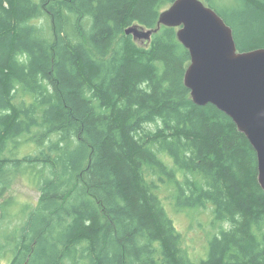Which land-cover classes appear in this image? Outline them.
<instances>
[{"label": "trees", "instance_id": "1", "mask_svg": "<svg viewBox=\"0 0 264 264\" xmlns=\"http://www.w3.org/2000/svg\"><path fill=\"white\" fill-rule=\"evenodd\" d=\"M174 1L0 0V198L22 177L41 193L0 226V260L264 264L255 148L193 101L178 28L126 33L156 28ZM203 1L239 51L264 47V0ZM209 208L219 229L197 262L170 209Z\"/></svg>", "mask_w": 264, "mask_h": 264}, {"label": "water", "instance_id": "2", "mask_svg": "<svg viewBox=\"0 0 264 264\" xmlns=\"http://www.w3.org/2000/svg\"><path fill=\"white\" fill-rule=\"evenodd\" d=\"M163 25L178 28V39L190 52L184 83L193 101L215 105L247 136L264 189V47L239 51L233 28L203 0H175L161 12L156 28L135 24L126 33L150 42Z\"/></svg>", "mask_w": 264, "mask_h": 264}, {"label": "rangeland", "instance_id": "3", "mask_svg": "<svg viewBox=\"0 0 264 264\" xmlns=\"http://www.w3.org/2000/svg\"><path fill=\"white\" fill-rule=\"evenodd\" d=\"M37 1L39 2V0ZM33 148L27 145L22 152L24 154L33 152ZM40 195L41 193L38 189L29 183L27 178L22 177L17 179L11 189L0 198L2 214L5 212L6 215L1 216L0 226L13 228L17 222L19 223L22 220L20 216H17L23 210L21 207L28 204L36 205L40 199ZM2 205H4L3 208ZM170 212L175 219L178 230L183 233V246L188 249L192 258L196 261L206 258L208 241L219 229V225L215 227L212 223V210L209 208L175 212L170 209ZM0 264H8V261L0 260Z\"/></svg>", "mask_w": 264, "mask_h": 264}, {"label": "bare ground", "instance_id": "4", "mask_svg": "<svg viewBox=\"0 0 264 264\" xmlns=\"http://www.w3.org/2000/svg\"><path fill=\"white\" fill-rule=\"evenodd\" d=\"M87 165V164H86Z\"/></svg>", "mask_w": 264, "mask_h": 264}]
</instances>
